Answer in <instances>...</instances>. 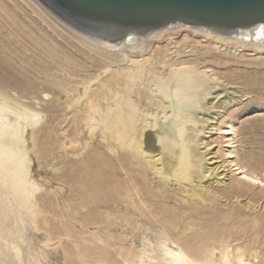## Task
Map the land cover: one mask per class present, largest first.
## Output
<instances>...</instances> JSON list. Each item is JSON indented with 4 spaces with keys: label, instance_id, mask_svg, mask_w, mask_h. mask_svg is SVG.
<instances>
[{
    "label": "bare ground",
    "instance_id": "6f19581e",
    "mask_svg": "<svg viewBox=\"0 0 264 264\" xmlns=\"http://www.w3.org/2000/svg\"><path fill=\"white\" fill-rule=\"evenodd\" d=\"M29 2L67 37L100 54L106 67L83 84V92L72 82L57 81L66 96L64 118L72 114V128L63 133L58 147L53 121L43 124L44 112L0 90V264H251L241 248L224 246L218 254L186 241L179 223L161 210H151L148 198L153 190L162 194L161 187L174 185L187 201L203 200L189 189L203 188L198 181L211 177L217 167L205 168L196 155L199 135L211 124L198 112L220 78L194 63L168 60L167 50L142 59L136 55L143 54L150 41L177 30L203 34L214 47L229 49L232 43L245 42L261 46L264 23L226 30L177 22L125 36L62 17L47 0ZM121 59L129 66L117 65ZM29 128L32 143L25 137ZM223 131L230 138L223 165L239 171L238 183L264 187V173L259 176L233 160L238 156L235 126ZM41 132L47 149L38 144ZM31 153L63 185L68 196L62 205H55L56 191L32 177ZM151 177L159 181L154 186ZM221 182L222 177L215 180L217 186ZM103 184L110 190L102 195L95 188ZM103 207L111 212L103 213ZM95 225L108 234L92 231Z\"/></svg>",
    "mask_w": 264,
    "mask_h": 264
},
{
    "label": "rangeland",
    "instance_id": "374dc122",
    "mask_svg": "<svg viewBox=\"0 0 264 264\" xmlns=\"http://www.w3.org/2000/svg\"><path fill=\"white\" fill-rule=\"evenodd\" d=\"M29 1L0 0V90L23 105L44 112L43 124L53 121L58 147L63 133L72 128L68 125L72 114L64 118L66 96L60 93L57 81L72 82L73 87L83 92V84L104 73L106 63L100 54L90 52L76 39L67 37ZM211 42L203 34L177 30L150 41L146 51L136 55L142 59L154 56L160 49L167 50L168 60L194 63L220 78L218 89L211 91L212 95L203 102V110L198 112L200 118H209L211 124L199 135L202 142L195 148L196 155L205 168L217 167L211 177L198 181L203 188L189 189L203 200L187 201L178 187L172 185L161 187L162 194L158 188L148 194L150 208L161 210L176 220L180 230L185 231L186 241H196L198 248L208 247L219 254L224 246L230 245L233 251L241 248L246 252V260L251 264H264V187L238 183L239 171L229 163L224 164L227 166L224 170L223 165V160L228 158L223 154L228 152L230 140L223 129L233 125L236 128L235 149L238 150L233 160L259 176L264 173V44L232 43L229 49L216 44L220 47L217 49ZM117 62L121 67L129 66L124 59ZM117 65L112 66L117 69ZM31 132L29 128L25 134L29 143L33 142ZM37 137L39 146L47 149L44 132ZM94 142L97 144L96 139ZM58 153H61L60 148ZM31 156L32 177L52 192L56 191L53 193L55 205H62L68 196L63 185L54 180L50 167L45 163L39 166L36 157L32 153ZM220 177L222 182L217 186L215 180ZM151 182L154 186L159 181L151 177ZM105 186L95 189L103 195L105 189L110 190L109 184ZM102 212L107 214L111 209L103 207ZM90 228L108 234L96 225ZM110 231L114 233V227ZM148 236L155 243L151 232ZM135 240L142 247L141 236L136 235ZM59 250L55 252H61Z\"/></svg>",
    "mask_w": 264,
    "mask_h": 264
},
{
    "label": "water",
    "instance_id": "95a60500",
    "mask_svg": "<svg viewBox=\"0 0 264 264\" xmlns=\"http://www.w3.org/2000/svg\"><path fill=\"white\" fill-rule=\"evenodd\" d=\"M62 17L128 35L183 23L218 29L264 23V0H47Z\"/></svg>",
    "mask_w": 264,
    "mask_h": 264
}]
</instances>
